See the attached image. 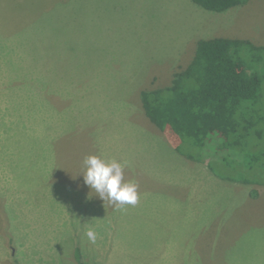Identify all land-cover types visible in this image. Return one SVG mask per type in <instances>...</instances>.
Listing matches in <instances>:
<instances>
[{
    "label": "rangeland",
    "instance_id": "1",
    "mask_svg": "<svg viewBox=\"0 0 264 264\" xmlns=\"http://www.w3.org/2000/svg\"><path fill=\"white\" fill-rule=\"evenodd\" d=\"M217 37L264 75V0H0V264H264V186L182 156L140 97ZM89 155L126 164L135 205L84 183Z\"/></svg>",
    "mask_w": 264,
    "mask_h": 264
},
{
    "label": "trees",
    "instance_id": "2",
    "mask_svg": "<svg viewBox=\"0 0 264 264\" xmlns=\"http://www.w3.org/2000/svg\"><path fill=\"white\" fill-rule=\"evenodd\" d=\"M193 1L225 12L250 0ZM248 44L228 37L201 39L191 63L170 85L144 89L140 97L155 125L179 138L182 156L211 167L224 163L230 174L221 178L264 186V75L240 59ZM75 258L76 264H87L80 249Z\"/></svg>",
    "mask_w": 264,
    "mask_h": 264
},
{
    "label": "clouds",
    "instance_id": "3",
    "mask_svg": "<svg viewBox=\"0 0 264 264\" xmlns=\"http://www.w3.org/2000/svg\"><path fill=\"white\" fill-rule=\"evenodd\" d=\"M84 183L116 207L135 205L138 201V186L135 182L125 181L123 164L115 159L107 160L97 155H89L83 161ZM91 243L96 242V233L92 228L86 231Z\"/></svg>",
    "mask_w": 264,
    "mask_h": 264
}]
</instances>
